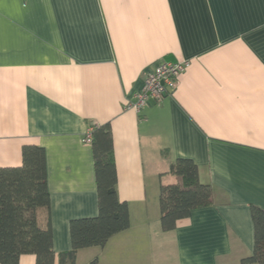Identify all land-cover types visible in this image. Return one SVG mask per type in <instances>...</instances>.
Instances as JSON below:
<instances>
[{"label": "crops", "instance_id": "1", "mask_svg": "<svg viewBox=\"0 0 264 264\" xmlns=\"http://www.w3.org/2000/svg\"><path fill=\"white\" fill-rule=\"evenodd\" d=\"M161 60L189 66L160 101L127 108ZM105 123L130 223L75 264H258L241 260L250 206L264 210V0H0V167L43 148L53 264L71 249L70 220L97 214L83 136ZM177 158L214 203L163 231L159 187Z\"/></svg>", "mask_w": 264, "mask_h": 264}, {"label": "trees", "instance_id": "2", "mask_svg": "<svg viewBox=\"0 0 264 264\" xmlns=\"http://www.w3.org/2000/svg\"><path fill=\"white\" fill-rule=\"evenodd\" d=\"M97 193V214L69 222L71 249L59 254L58 264H75L79 249L103 247L115 233L129 227V209L116 190L111 131L108 123L93 125L91 140ZM21 164L0 167V264H18L23 254H33L36 264H53L54 251L49 214V191L44 150L23 145ZM176 181L159 187L160 225L173 230L196 208L214 203V190L198 178L189 158H177L169 167ZM253 251L242 263L264 264V210L250 206ZM94 258L89 264H96Z\"/></svg>", "mask_w": 264, "mask_h": 264}, {"label": "built area", "instance_id": "3", "mask_svg": "<svg viewBox=\"0 0 264 264\" xmlns=\"http://www.w3.org/2000/svg\"><path fill=\"white\" fill-rule=\"evenodd\" d=\"M188 66L189 62L187 60L158 61L152 69L147 71L142 90L135 95L133 101H127L125 106L139 112L150 101H160L175 89L179 77L186 71ZM90 140L91 128L83 136L85 143H90Z\"/></svg>", "mask_w": 264, "mask_h": 264}]
</instances>
